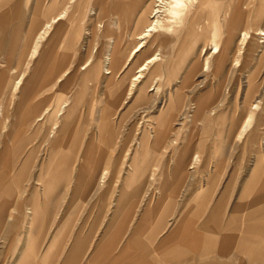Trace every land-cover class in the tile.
Wrapping results in <instances>:
<instances>
[{
  "label": "rangeland",
  "instance_id": "374dc122",
  "mask_svg": "<svg viewBox=\"0 0 264 264\" xmlns=\"http://www.w3.org/2000/svg\"><path fill=\"white\" fill-rule=\"evenodd\" d=\"M16 1L19 5L13 4ZM37 1L12 0L13 5L8 6L9 0H0V52L5 42L10 45L5 49L7 59L5 51L0 53V68L11 69L10 76L18 75L21 70L24 72L16 89L7 95L0 93L5 105L0 117V177L4 178L0 183V195L14 187L15 198L11 205L16 208L23 206L25 202L21 197L27 195L28 187L35 186L34 180L39 175L41 180L38 188L45 191L43 198L36 204L39 216L35 223L15 217L12 222L6 221V217L0 220V264H64L70 245L78 241L86 245L90 243V247L85 246L90 251L99 233L113 218L117 196L123 194L120 202L130 203L134 192L142 191L141 180L152 172L156 174L158 183L151 181L156 184L149 186L147 182L148 197L138 201L139 204L126 205L134 211L128 215L132 217L130 222L129 219L126 221L128 228L136 220H150L152 215H140L141 210L154 212L156 208L163 224L167 223L172 228L182 216L193 217L199 212L197 217H203L202 210L207 201L212 204L223 198L228 207L238 202H264V42L258 44L251 36L254 40L250 38L247 44L240 43L239 32L242 28H237L224 69L216 72L215 67V56L223 46L222 38L227 36L235 22L225 17L226 7L238 5L242 8L241 4L247 3L249 26L264 27V15L259 18L255 16V9L259 4L263 5L264 0H210L218 1L220 5L213 27L218 33L215 38L207 37L196 44L183 45L181 42L175 43L169 34L154 32L146 39L142 51L126 64V57L137 42L132 35L141 28L128 23L122 16L118 18L117 28H110L107 22L112 13L106 10L105 0H72L66 18L68 25L78 26L72 45L67 46L69 39L65 38L64 42L53 46L50 62L39 71V77L34 78L27 105L21 113L19 108L15 114V104L21 89L28 86V78L39 66L40 53L47 48L43 40L39 47L40 53L27 58L31 43L28 27L30 16L37 9ZM149 1L144 0V6ZM114 3L111 0V4ZM41 16L42 12L40 19ZM254 19L261 21L255 23ZM177 31L182 29L177 28ZM18 32L19 44L15 42ZM109 37L114 38L116 51L119 48L122 52L114 77L116 81L123 79L124 86L121 89L120 84L103 86V77H98V83L84 79L82 75L86 68H79L92 53L94 59L103 53ZM251 42L253 46L256 45L254 48ZM215 43L220 50L209 58L210 68L203 70L205 58L213 51ZM203 46L207 50L202 55L200 50ZM25 47L28 48L22 49ZM237 50L240 51L238 54ZM155 53L156 60L143 71V77L125 98L137 67ZM234 58L237 62L230 68ZM76 65L78 70L74 71ZM67 68L68 73L63 75ZM61 75L56 84V77ZM10 78L9 85L14 79ZM56 87L62 90L58 92ZM141 87L150 89L144 99L139 96ZM78 94L82 100L75 106L73 100ZM63 101L66 103L63 114L53 118L54 121L50 117L47 119L56 104L60 103L58 110ZM199 104L203 109L201 116L193 120L190 115ZM44 107H48L49 111L43 115V119L34 122ZM26 109L29 113H26ZM251 112L253 119L248 121L247 130L241 134V127ZM182 113H186V117L180 119ZM65 115L69 120H64ZM13 116L18 118L13 120ZM51 122L57 125L54 130L57 135L59 132L65 134L64 130L68 135L65 148L83 150L92 144L94 149L106 150L107 155L86 157L81 156L80 151L79 155L72 157L55 155L57 152L53 155L48 149L59 146L62 141L52 143L54 136L49 137ZM39 124H43V127L37 131ZM31 150L35 151L29 154ZM194 154L198 156L197 162L193 169H189ZM62 157L69 165H102L101 169L106 171V175L101 182L100 197L70 200V196L58 195L59 188L63 186L68 189L71 184H66L61 178L56 180V175L57 178L64 175L62 168L52 175L53 172H45L44 166ZM26 159L27 172L17 173ZM253 174L261 186L250 181ZM49 178L53 182L56 180L51 185L53 189L46 184ZM160 195L165 198H158ZM62 221L66 228L58 231L57 227ZM197 222L200 220L196 219ZM164 232L159 231L158 235ZM55 236H58L56 244L48 249V244ZM147 237L145 234L141 236L143 244L149 243ZM215 237L218 236L210 234V238ZM29 241H32L30 247ZM28 252L32 256L30 259L26 258ZM44 255H47L46 259H43Z\"/></svg>",
  "mask_w": 264,
  "mask_h": 264
},
{
  "label": "crops",
  "instance_id": "0c3cea01",
  "mask_svg": "<svg viewBox=\"0 0 264 264\" xmlns=\"http://www.w3.org/2000/svg\"><path fill=\"white\" fill-rule=\"evenodd\" d=\"M13 4L19 5L17 1L13 2ZM13 4L12 0H9L8 6ZM37 4V7H35L37 9L33 10L34 13L30 16L28 27L30 31L28 33V37L31 36L29 49L32 44L33 36H35L34 34L37 32L36 30L41 28L45 18V10L47 5L46 0H38ZM40 12H42V19H40ZM178 33L179 34L176 42H181L183 45L187 43L188 45H191L190 40L186 39L184 36V28H182V31H179ZM18 34L20 33H17L15 40L17 44L20 43V39H18L20 38V35ZM22 39L24 40V38ZM205 39L206 38L199 39L195 42V44L197 42L204 41ZM6 47L9 48L10 45H7L5 42L1 52L5 51L7 59L8 53L7 50H5ZM26 48L28 47L22 49L25 50ZM141 51L142 50H140V52ZM37 53L39 54L40 52H35L34 55L30 56V53L27 52V58H32ZM120 57L121 54L119 55V59ZM55 58L57 74V56H55ZM43 61H50V58H46V54L40 53L38 62ZM118 66L119 64L117 62L116 70H118ZM75 70H78V65L74 67V71ZM36 71H34V73L28 78V86H24L21 89L20 95L15 104V114L16 110L19 108L24 109L30 99V94L32 92L30 86L31 79H36L37 76L39 77ZM11 72L12 70L9 68H0L1 94L3 93L7 95L10 91L16 89L18 85H14L15 78L18 76L22 78L24 77V72L22 70L16 76H10ZM102 74L99 73L98 77L103 76L101 81L105 87L114 86L116 85L117 81H119L112 80V82L108 83V78L110 75ZM82 76L85 78L89 75L85 72ZM10 77H12V79L14 78L11 82V85H9V80H11ZM58 77H56V80ZM89 80L95 83L94 80ZM98 82H100V80H98ZM55 83L57 84V81H55ZM57 88L58 87H56V89ZM59 90H62V88H58L57 91L59 92ZM3 97L5 96H2V98ZM59 104H56L52 112H50V115L47 116V119L50 117L52 120L56 117V110ZM0 106L5 107L3 99H0ZM26 111V113H29L28 109H26ZM61 114H63V112ZM25 115L26 114H24V117ZM17 118L18 117H14L13 120H16ZM64 120H69L67 115L64 116ZM51 123L53 124V122ZM43 124H39L37 131L43 127ZM92 147L93 145L90 144L83 150L65 148V154H62V156H76L79 155V151L81 152V156L86 157L106 156V153H108L106 150L94 149ZM28 153H34V150H31ZM26 160L23 161V164L17 173L27 172ZM190 162L189 169H193L195 166L190 168ZM53 167L55 166H52L54 171ZM101 168V164H78L62 166L61 170L64 172V175L62 174V176H59L58 178L56 175V180L61 178L63 182H66V184L70 183L71 185L68 189H64L63 186L59 188L58 195L60 196L61 194H64L63 197L70 196V200L75 198H98L96 196H99L98 193L102 192V184L98 183L99 176L102 172H105L104 176L106 175V171L104 169L102 170ZM46 169L48 171L49 166ZM55 169H57V167ZM155 176L156 174L152 172L151 174L149 173V175H147L144 179H139L141 180L140 189L142 188L143 192H134V195L129 199L131 200L129 201L130 203L120 202L124 195H118L116 200L117 208L113 209V218H111L108 226L103 229V234V230L99 233L97 242L93 244L91 250L89 251L87 249L88 247H85L89 246L90 243L89 245H86V243L83 241L72 243L68 253L65 256L64 264H264V202L261 201L231 203L229 207L223 198L219 200L217 199L212 204L207 201L202 210L203 217H197L199 212H197V214L194 213L196 215L193 217L188 216V218H184L182 216L175 221V223L172 225V228L168 226L167 223L163 224V219L158 217V210L156 208L154 212L151 210H149V212L141 210L140 215L142 213H146L145 215H152L149 217L151 221L136 220L132 223V226L128 228L126 221L129 219L130 222V219L132 218H129L128 215L134 211H131V207L128 208L126 205L139 204L137 203L138 201L145 200L148 197L147 190L149 189V187L146 185L147 182L149 186L155 185L156 182L158 183ZM50 179L51 178L48 180ZM48 180H46L48 187H51V185L56 183L55 178V182H53V179H51L49 182ZM122 180H124V177ZM151 181L156 182L153 184ZM250 181L259 183V186L262 185L260 182H258L257 177L254 174ZM33 184L35 186H30L27 188V195L21 197L23 198V202H25L24 205L17 208L12 207L11 205L13 203V199L15 198V190L13 189L14 187L8 188L7 192H3L4 194L1 192L0 199L3 198V201L0 203V220L6 217V221L12 222L15 217L16 219H28L29 221H34L35 223L36 218L39 216V209L37 208L36 204L39 203V200L43 198L45 191L42 188L39 189L38 184ZM51 188L53 189V187ZM122 192L123 190L121 188V193ZM141 194H143V196ZM158 198L163 199L165 196L160 195ZM259 204H261V206H258ZM196 219L200 220V222H197V224L195 223ZM62 222L57 227L58 231H63L66 228V224ZM148 228L152 229L148 230ZM146 229L148 231H145ZM159 231L164 233L162 235H158ZM144 234L145 236H148V245L142 243L141 236ZM210 234H212V236H218V239L216 237L210 238ZM175 236H179L178 239ZM57 239L58 236H55V239H52L47 248L52 249L56 244ZM86 241H88V238H86ZM28 244L30 247L32 245V241H29ZM46 256L47 255H44L43 259H46ZM31 257V253H26L27 259H30Z\"/></svg>",
  "mask_w": 264,
  "mask_h": 264
},
{
  "label": "bare ground",
  "instance_id": "6f19581e",
  "mask_svg": "<svg viewBox=\"0 0 264 264\" xmlns=\"http://www.w3.org/2000/svg\"><path fill=\"white\" fill-rule=\"evenodd\" d=\"M113 1H115V3L111 4V0H105V2L107 3L106 10L109 13L110 12L112 13V16L110 18H108V22H107V24L110 28H115L117 26L118 18L120 16H122V18L127 19L128 23H134L138 28H141L136 34L132 35V36H134V39L137 40V42L129 51V53L126 57V60H125V64L130 59H132L138 52H140V50H142V48L144 47V43L146 42V39L150 35H152V33H154V32H156L158 34H169L171 36V38L173 39V41L176 42V40L178 38V34H179L178 33L179 31H177V28H181V29L184 28L185 29V35L184 36L186 39L190 40L191 44H195V42L197 40L202 39V38H207V37L215 38V36L218 34L216 32V30L213 28L215 25V22H216L217 11L220 8L218 1H212L211 2L210 0H186V2H188V5H187L185 0H150L149 3L145 6L143 4L144 0H113ZM257 1H259V0H257ZM71 2H72V0H68V1H65V0H46V4H47L46 5V17H45L44 22L42 23L41 28H39V30H36L37 32L34 34L35 36H33L32 44H31V47L28 51L30 53V56L34 55L35 52H40L41 49L39 47H40L41 43L43 42V40L45 41L44 47H47L46 50H44V52H43L44 54H46V58H51V55H52L51 53L54 49L53 46H55L58 43L60 44V43L64 42L65 38L69 39L67 46L72 45L73 38H75L76 32L78 30V26L76 25V27H74L72 25H68L69 23L66 20L67 12H68V5ZM232 6L228 5L226 7L225 17H228V19L230 18L233 21H235L234 25L232 26L231 30L228 32L227 36L222 38L223 46H222V50L220 52H219L220 48L218 47V44L215 43L213 45V47H212L213 51H211L210 55L206 56V58H205V62L203 63V70L204 69L207 70L210 68L211 61H209V58L212 56V54H215L218 52L219 53L215 56L216 57V59H215V61H216V63H215L216 72H220L222 69H224V66L227 63L228 56H229L230 44H231V41L233 39V36H234L237 28H242V30H240V32H239V34L241 36V40L239 41L240 43L245 42V44H247V42L251 38V36H252V38H255V40H257V42L256 41H254V42H256L258 44L264 42V40H263L264 39V27L256 26L253 28V27L249 26L248 18H247L248 14H249L247 12V10H248L247 9V3H242L241 4L242 8H239L238 5L237 6L234 5V7H232ZM255 10H256L255 16H257V18H259L260 16H263L264 15V4L263 5L259 4V6ZM260 21H261V19H259V20L254 19L255 23H259ZM227 29H228V27H227ZM118 32H120V30ZM66 36H68V37H66ZM256 38H259V39H256ZM113 39L110 37L108 38L107 44L105 45V48L103 49V53L98 58L94 59L95 55L93 56V53H92V55H90L79 66L80 69L86 68V74L89 75L88 77H85L84 79H88V80L92 79L95 82H98V80L100 79V77L98 79V74L103 73L105 75L106 74L110 75V77L108 78V81H109L108 83H110V82H112V80H114V77L117 74L116 72L118 71V70H116L117 69V67H116L117 62L119 59V55L122 52L118 50L119 48L116 51V42L113 41ZM252 40H254V39H252ZM251 44H252V42H251ZM251 44H249L250 47H251ZM252 46H253V44H252ZM255 46H253V48ZM250 49H252V48H250ZM206 50L207 49L203 46L200 50V54H202ZM167 51H169V50H167ZM246 51H248V50H246ZM57 52H58V50H57ZM238 52H240V51L237 50L236 53L238 54ZM56 54H55V56H56ZM156 58H157L156 53L152 54V55L148 56L147 58H145L144 61L137 67L135 74L131 77L130 83L127 87V91L125 92L126 93L125 98H126V96H129L132 93V90L136 86V82H138L140 80V78L143 77V71L145 69H147L149 64L152 63L154 60H156ZM49 62L50 61L39 62V66L36 67V70H37L36 73L38 74L39 71L41 72L42 68ZM236 62H237L236 58L231 60L230 68L231 67L233 68V66L236 64ZM67 71H68V68L64 70L63 75H65L67 73ZM63 75L59 76L56 81L57 82L60 81V79ZM253 77H254V75H253ZM21 80H22V77H20V76L16 77L14 80L15 81L14 85L17 86L21 82ZM33 82H34V78L31 79L30 86H33ZM250 82H252V80H250ZM119 84L121 85V87H120V89H121L124 86V81L122 78L116 83L117 86ZM251 84H249V85L251 86ZM148 90H150V89H148ZM148 90H146L145 87L142 88L139 92V96H141V98L144 99L146 97L145 93H147ZM250 93H251V91H250ZM81 100L82 99L78 94L75 96V98L73 100V104L75 106H77L80 104ZM65 101L62 102L59 109L57 110L56 116L61 115V113L63 112L62 111L63 107L66 106ZM2 108H3V106H0V117L2 116ZM20 109H21L20 110V113H21L23 111V109L22 108H20ZM202 110H203L202 106L199 104L197 110L193 114H191L190 117L193 120H198L199 117L201 116ZM48 111H49V108L44 107L43 110L36 115V117H35L36 121H34V122H37V121H40L41 119H43V117H44L43 115L45 113H47ZM185 117H186V113H182V114H180L179 118L182 119ZM252 119H253V115L251 112L247 116V119L245 121L246 123H244L241 127V132H240L241 134H243L247 130L248 121L252 120ZM65 125H66V122H65ZM56 128H57V125H56V123L53 122V124L51 125V131H50L49 137L54 136L52 143H55V142L61 140L62 144H60L59 146H56V147L51 146L50 149H48V151L53 153V155L55 154V152H57V154H55V155L62 156V154H65L64 150H65L66 139H67L68 135H66L65 130H64L65 134L60 133L59 132L60 130H59L58 131L59 133L57 135L54 132V130ZM160 129L161 128H159V130ZM159 133L162 134L163 132L159 131ZM157 138H158V136H157ZM158 139H161V138H158ZM63 157H66V156H63ZM63 157L60 159H57V160H52L50 162V164H45L44 168H47L49 166V171H50L52 169V166H55V167H53L54 171L52 169L53 173L51 172L53 175L55 173V170L62 168V166L69 165L67 160ZM197 158H198L197 155L192 156L191 162H190V168H193L195 166V164L197 162ZM56 167H57V169H55ZM45 172H48L47 169ZM104 173L105 172H102L99 176V179H98L99 184H101V182H103V180L105 178ZM25 176H22V177L25 178ZM3 180H4V178L0 177V183L3 182ZM39 180H41L40 175L34 181L36 184H38ZM14 181H16V180H14ZM36 196H37V194H36Z\"/></svg>",
  "mask_w": 264,
  "mask_h": 264
}]
</instances>
